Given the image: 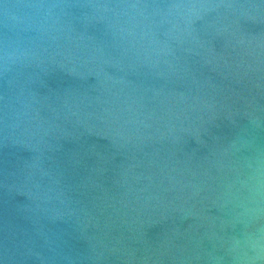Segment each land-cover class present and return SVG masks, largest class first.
<instances>
[{
  "label": "water",
  "instance_id": "obj_1",
  "mask_svg": "<svg viewBox=\"0 0 264 264\" xmlns=\"http://www.w3.org/2000/svg\"><path fill=\"white\" fill-rule=\"evenodd\" d=\"M0 264H264V0H0Z\"/></svg>",
  "mask_w": 264,
  "mask_h": 264
}]
</instances>
